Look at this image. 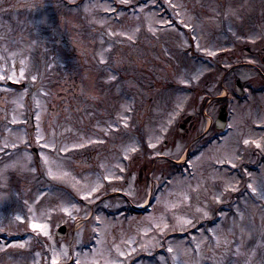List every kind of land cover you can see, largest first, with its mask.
I'll return each instance as SVG.
<instances>
[{
	"label": "rangeland",
	"instance_id": "rangeland-1",
	"mask_svg": "<svg viewBox=\"0 0 264 264\" xmlns=\"http://www.w3.org/2000/svg\"><path fill=\"white\" fill-rule=\"evenodd\" d=\"M263 47L264 0H0V264H264Z\"/></svg>",
	"mask_w": 264,
	"mask_h": 264
},
{
	"label": "water",
	"instance_id": "water-1",
	"mask_svg": "<svg viewBox=\"0 0 264 264\" xmlns=\"http://www.w3.org/2000/svg\"><path fill=\"white\" fill-rule=\"evenodd\" d=\"M243 51L246 53V54H250L251 53V50H250V47H245L243 49ZM261 53L264 52V48L260 50ZM238 82V81H237ZM12 85L14 86H18V87H24V84L22 85H18V84H13L11 83ZM237 91H238V94H242V83L238 82L237 83ZM226 120H227V111H226V106L222 107L221 108V111H220V114H219V117H218V120H217V126L222 128L225 126V123H226ZM184 128L183 126H181V131H183ZM33 152L36 156V159L39 160V155H38V151L36 148H33ZM66 231V227L65 226H61L58 230V235H63Z\"/></svg>",
	"mask_w": 264,
	"mask_h": 264
},
{
	"label": "flooded vegetation",
	"instance_id": "flooded-vegetation-1",
	"mask_svg": "<svg viewBox=\"0 0 264 264\" xmlns=\"http://www.w3.org/2000/svg\"><path fill=\"white\" fill-rule=\"evenodd\" d=\"M234 82H235V78L238 76V75H234ZM229 94L230 92L228 90L224 91V92H221L220 95H218L217 97V101H222L221 105L224 104V103H228V108L230 106V102L228 100L229 99ZM227 100V101H226ZM185 123H189L190 127H193L194 126V121L189 117L187 119H185ZM186 126V124H184ZM208 130L210 129V127L207 128ZM214 129H216V127L214 126ZM218 131V130H217ZM262 131L264 132V129H262Z\"/></svg>",
	"mask_w": 264,
	"mask_h": 264
},
{
	"label": "bare ground",
	"instance_id": "bare-ground-1",
	"mask_svg": "<svg viewBox=\"0 0 264 264\" xmlns=\"http://www.w3.org/2000/svg\"><path fill=\"white\" fill-rule=\"evenodd\" d=\"M148 206H149V204H147V203H143V204L140 205V207H142V208L143 207H148Z\"/></svg>",
	"mask_w": 264,
	"mask_h": 264
}]
</instances>
